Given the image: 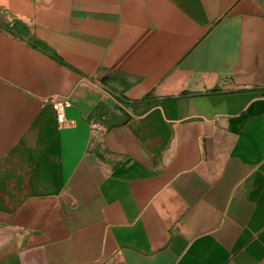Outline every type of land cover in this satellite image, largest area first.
<instances>
[{
	"label": "crops",
	"instance_id": "0c3cea01",
	"mask_svg": "<svg viewBox=\"0 0 264 264\" xmlns=\"http://www.w3.org/2000/svg\"><path fill=\"white\" fill-rule=\"evenodd\" d=\"M0 264H264V0H0Z\"/></svg>",
	"mask_w": 264,
	"mask_h": 264
},
{
	"label": "built area",
	"instance_id": "2783aa9c",
	"mask_svg": "<svg viewBox=\"0 0 264 264\" xmlns=\"http://www.w3.org/2000/svg\"><path fill=\"white\" fill-rule=\"evenodd\" d=\"M53 108L57 114V120L60 125L66 121V111L72 106V101L68 97H54L51 99ZM94 125H98L94 123Z\"/></svg>",
	"mask_w": 264,
	"mask_h": 264
}]
</instances>
